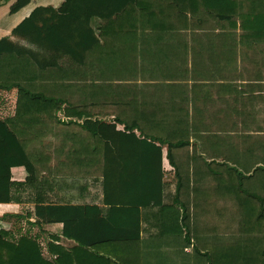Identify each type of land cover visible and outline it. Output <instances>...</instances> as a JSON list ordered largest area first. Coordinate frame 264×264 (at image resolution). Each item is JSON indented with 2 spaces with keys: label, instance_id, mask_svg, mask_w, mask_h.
Returning a JSON list of instances; mask_svg holds the SVG:
<instances>
[{
  "label": "trees",
  "instance_id": "16d2710c",
  "mask_svg": "<svg viewBox=\"0 0 264 264\" xmlns=\"http://www.w3.org/2000/svg\"><path fill=\"white\" fill-rule=\"evenodd\" d=\"M10 1L12 0H0V5ZM31 1L15 0L10 6V12L16 13ZM170 2L174 3L170 11L175 9L174 11L185 14L187 10L196 12L203 9L204 12L212 14L217 21H231L237 12L235 0H170ZM148 6L147 0H64L58 6L38 5L11 30L12 35L27 43L16 42L9 36L0 38V90L13 88L18 90L15 115L0 119V203L15 200L14 186L21 185L24 181L36 180L37 164H48L49 156L39 157L36 153L34 156L27 150V139L32 141L45 135L43 127L47 122L42 116L53 115L64 103H68L67 92H63V89L72 93L73 87L64 85L65 82H75L70 81V74L74 69L71 70L69 67H77L64 66L61 60L68 57L73 63L83 65L88 54L111 30L117 40L126 42L136 38L141 43L144 38L146 40L147 25L170 27L166 21L168 19L144 18ZM136 11L141 14L139 19L122 18L127 13ZM135 23L139 24L141 31L133 36L126 26L132 24L134 27ZM255 24L260 29L258 31L264 35V16ZM260 32L253 35H261ZM104 69L109 72L111 69L115 70L114 65L112 68L106 65ZM77 71L78 69L75 70ZM60 83H63V89L58 87ZM72 110L71 108L66 113L82 117V111ZM90 119H85L82 126L88 131L89 137H98L104 145V201L112 205L109 215L105 218L100 217L101 210L97 205L50 204L39 196L36 198L34 209L29 210L25 216L28 223L32 221L34 227L40 228L41 232L35 233L37 238L43 235L47 247L60 255L62 251L58 250L54 243L48 242L51 236L44 229L47 223L62 222L64 237L76 240L81 247L94 245L100 247L104 255H108V250H113L115 246H118L119 251L126 252L129 246L136 244V240L141 238L142 230L139 207L163 205L164 170L161 145L167 144V157L176 168L173 148L189 144V136L183 138L186 130L181 127L170 129L168 131L170 139L163 140L154 134L145 132L136 134V123L126 122L120 117L109 122ZM119 123L124 125L123 130L117 129ZM91 146L93 147L92 144H84V152L89 151ZM15 166H23L26 169V180L12 179V167ZM175 172L181 177L177 168ZM180 185L181 178L177 181V187L180 188ZM110 186L113 188L112 191L109 190ZM115 191L120 195L119 200L110 199L111 195L113 198ZM175 199L178 201V197ZM181 207L163 209L172 216L171 230L174 234L181 236L184 234L183 228H186L183 239L185 243H191L188 231L190 213L186 205L182 204ZM0 208H4V205L0 204ZM6 215L7 213H4L0 216V264H58V260L66 264L65 254L63 259L58 256L54 262L47 260L36 238L25 234L20 240H13L15 237H11L12 231L9 229L13 222L4 220L3 217ZM31 217H34V220H30ZM122 240H130L132 243L117 244ZM142 244L139 248L147 247L146 243ZM132 249L131 253H136L135 257L128 256L129 261L124 257L121 260L122 264H141L138 250ZM202 254L207 255V252ZM103 256V259L111 257ZM113 259V262L109 259L107 262L119 263L118 258Z\"/></svg>",
  "mask_w": 264,
  "mask_h": 264
},
{
  "label": "rangeland",
  "instance_id": "374dc122",
  "mask_svg": "<svg viewBox=\"0 0 264 264\" xmlns=\"http://www.w3.org/2000/svg\"><path fill=\"white\" fill-rule=\"evenodd\" d=\"M235 1L237 12L232 20L217 21L212 14L204 12L203 9L196 12L187 10L185 14H182L179 11H174V8L173 11H170L174 4L170 0H154L155 3H159L160 9H165L168 13L166 21L170 28L183 29L176 31L183 43V46H178V48L184 50L183 55H179L181 62L177 61V67L188 64H184V61H189L194 55L191 50L195 46H201L205 50L209 46H215L218 48L217 50L222 48L226 52L238 54V59L241 56L243 60L249 62V66L258 68L260 76H264V35L258 31L260 29L255 24L258 19L264 16V0ZM256 32H260L261 35H253ZM159 47L161 46H125L124 44L96 46L88 54L83 65L73 63L68 57L62 59L61 63L64 66L75 65L77 67H69L71 70L74 69L70 74V81L74 80L75 82H65L64 85L73 87L72 93L63 89V83L58 85L63 89V92H67L66 101L68 103H64L61 109L56 110L53 115L44 114L42 116L48 124L43 127L45 135L34 139L35 141L32 140L34 142L27 139V150L34 156L36 153V156L39 157L47 156L43 152L48 153V151L51 154H58L55 148L63 146L62 140L68 137L69 133L73 131L77 134L80 132L79 134L83 136L86 135L88 132L82 125L68 127L70 125L67 123L74 122L69 118L71 116L66 113L71 108L72 111L83 112V116L80 117L82 122L90 118H92L90 120H105L107 122L116 117L126 120L129 111L133 108H141L138 109L139 117H145L152 124H154L155 116L151 109L163 113L165 104L169 114L175 108L187 110V107L190 106L189 101L170 100V95L175 90L174 86L172 91H168L169 93L166 94L169 99L165 101L158 99L159 97L155 95L158 93L154 92V89H144V82L139 83V89L136 86L128 85V80L138 79L139 76L145 77L146 81L152 79L156 82L157 80L162 81L163 78H173L176 66L174 67L165 58H162L159 68L154 66V62L152 64L147 62L150 53L159 51ZM158 55L160 52H156L154 57L156 56L157 59ZM106 65L111 68L114 65L115 70L106 71L104 69ZM76 69H78L77 72H75ZM180 71L182 74V70ZM204 76L215 78L220 75L205 71ZM254 76H256L255 72L249 69L248 77L255 78ZM181 77L185 78V75ZM160 85L165 87L167 83L162 82ZM17 91V88L0 90V119L15 115ZM100 91L102 93L99 94ZM198 91L201 92L202 88H199ZM135 99L139 100L138 103H135ZM143 104L151 109L146 107L144 111ZM167 120L173 130L177 125L185 128L191 117H185L184 114L181 116L180 112L176 117L170 115ZM248 121L252 125L255 123L253 118H249ZM156 124L159 125V121ZM169 126H163L162 128L168 129L160 134L152 130L151 127H148L145 133L168 140L170 139ZM186 134L187 131L183 138ZM233 135H236L233 141L227 142V145L230 146L226 149V152L230 153L228 161L219 163L214 160L211 167L215 171H220L209 174L212 179L209 183L197 182L196 193L192 194L193 197L188 198L189 205L196 202V208H188L190 213L188 231L191 243H185L186 241L183 239V235L187 231L186 228H183V235L174 234L171 230L173 228L171 221L165 222L168 217L167 213L164 212L161 215L159 212L162 218L152 233L151 241L146 243L150 244V247L145 248L146 250L144 249L143 252L139 249V252H142V259L144 256L141 264H146V261L147 264H264V138L256 140L253 138L254 135L250 134L237 133ZM59 155H62V150ZM177 161L182 176L171 171V175H173L171 178L174 184L181 178L180 189L182 190L183 182L185 180V185H187L186 176H190L191 172L190 154L186 148L178 149ZM37 167L38 177L46 178L49 172L48 164L38 163ZM171 170L174 169L171 168ZM25 174L27 176L26 171ZM200 183L202 189L197 190ZM40 186L38 181L34 180L24 181L21 185L17 184L13 188L14 199L22 201V211L19 215L9 211L10 213H7L3 219L13 221L12 227L9 229L12 231L11 237H15L13 239L15 241L20 240L21 236L25 234L38 241L35 233L41 232L40 228L34 227L32 221L28 223L25 216L29 210H32L31 208H34L37 195H42L41 189L43 188ZM207 196L212 200L211 208L201 207L204 199L200 197ZM15 216L18 218H9ZM6 228L8 229V227ZM6 228L3 229L6 230ZM40 239L44 242V244L41 242L40 246H42L41 249L46 259L54 261L55 256L48 253L49 250L44 239ZM206 252L207 255L202 254Z\"/></svg>",
  "mask_w": 264,
  "mask_h": 264
},
{
  "label": "crops",
  "instance_id": "0c3cea01",
  "mask_svg": "<svg viewBox=\"0 0 264 264\" xmlns=\"http://www.w3.org/2000/svg\"><path fill=\"white\" fill-rule=\"evenodd\" d=\"M14 1L15 0H12L7 4L0 5V38L9 36L10 39L25 44L26 42L23 39L12 35V28L23 18L28 16L36 6H58L64 0H32L28 5L21 8L16 13H11L10 6ZM147 1L149 2V9L144 13V18H151L154 20L168 19V13L165 9L159 8L161 7L159 3H155L154 0ZM140 16L141 14L136 11L127 13L122 16V18L139 19ZM115 24L116 22L114 25ZM126 27L129 28L133 36L139 34L141 31L139 24H136L134 27H132V24H128ZM181 30L183 29H171L170 27L162 28L149 24V26L147 25L145 28L146 40L144 38L141 43H139L136 38L129 39L126 42L117 40V38L112 35L113 30H111L108 35H104L98 46H118L120 44H124L125 46H161L159 47V51H156L160 52L157 59L156 56L154 57V54L156 55L154 51L150 53L151 55L147 59V62L151 64L154 62V66H158L157 68H159L162 64V58H165V60L169 61L174 67L176 66V73H173L172 79L163 78L162 81L156 79V82L152 79L146 81L145 77L142 78L139 76L138 79L128 80V85H133L138 88L140 87L139 83L144 82V89H154V92L157 91L158 93L155 94L159 97L158 99H163L165 101L169 99L166 97V94L169 93L168 91H172V87L174 86L175 90L174 93L170 95V100L177 102L180 100L189 101V107L191 108L189 109V107H187V110H184V108H175L170 111L169 114V112L167 113L165 104L163 106L165 112L163 113L162 111H154L151 107L143 104L144 111L145 108L148 107L154 113V124L145 117H139L138 109L141 108H133V110L129 111L127 119L123 120L126 122L129 121V123L135 122V133L139 135L141 132L148 130V127L153 128L152 130L159 134L164 132L165 129L167 131L168 128L162 127L165 125L169 126L167 119L170 115L176 117L177 114L181 112V116L184 114L185 117H191V120L187 121V126L185 128L180 125L176 126V128L181 127L187 131L185 139L189 136V144L183 147H174L172 150L175 165L179 173L180 169L177 161L178 149L186 148L190 154L191 172L190 176H186L187 185H185L184 180L181 190L177 187V181L175 184L173 183L171 171L175 172L176 168L167 157V144H162V166L164 170L163 205L139 207L141 208L142 230L141 238L136 240V244L129 246L130 248L128 247L126 252L119 251L117 248L118 246H115L116 248L113 250H108V255H104L101 253L103 249L100 247L95 245L81 247L76 240L64 237L62 235L63 223L52 222L45 224L44 229H46L49 236H51L48 242L54 243V245L59 248L58 250L62 251L61 255L54 253L50 247H47L46 240L43 236H40L38 241L41 245L43 241H41L40 238L44 239L46 247L49 250L48 253L55 256V260L58 256L63 259V254H65L67 255L64 257L67 258L66 264H110L111 262H107L108 259L113 262V258L116 257L119 260L118 264H122L121 260H123L124 257H135L136 253H131L133 251L132 248L138 250V258L143 260L144 256L143 259L141 258L142 252L145 248H149L150 244H146L147 247L143 248H139V246L143 245L142 242L149 243V241H151L152 233L158 226L157 224L162 218L161 215L165 212L163 208H182V204L186 205L187 208H196V202H192V204L189 205L188 198L193 197L192 194L196 193L197 182L200 181L203 184L209 183L212 180L209 174L220 171H215L211 167L214 160L219 163L228 161L227 159L230 153L226 152V149L230 148V146L227 145V142L231 143L233 141V138L236 137V135L233 134L254 135L253 138L256 140L264 138V76H260L258 68L249 66V62L243 60L241 56L238 59V54L235 55L232 52H226V50L222 48L217 50L218 48L215 46H209L206 50L201 46H195L194 49L191 50L194 55L189 61H184V64H188L177 67V61L181 62V57L179 55H183L184 53V50L178 48V46H183V43L176 31ZM114 31L116 32L115 29ZM116 33H118V31ZM167 44L170 45L167 46ZM162 55H164V57H162ZM249 69L255 72V78L248 77ZM180 70H182V74ZM205 71L220 76L206 78L204 76ZM183 75H185V78L181 77ZM162 82L167 83V85L165 87L161 86L160 84H162ZM199 88H202L201 92L198 91ZM138 101V99H135V103H138ZM146 111L148 112V109ZM69 118L73 119L75 123L70 121V123H67V125H70L68 127H80L82 125L78 124L82 123V118L79 116L75 115ZM249 118L255 119L254 125L249 123ZM158 121L159 125L156 124ZM47 125L48 124H46V126ZM82 129L84 128L82 127ZM117 129L123 130L124 125L120 123L117 124ZM170 129H172L171 126H169V130ZM79 133L77 134L72 131L69 133L68 137L65 139L63 138V146H59L57 149L55 148L58 154H51L48 151L49 172L46 178L37 177L36 179V182L38 181L41 185L40 188H43L41 189L42 195L38 194L37 197H42L45 202L50 204L97 205L101 210L100 217L105 218L111 212L112 205L104 201V145L98 137H89L88 133L83 136ZM84 144H92L93 147L91 146L92 148H90L89 151L84 152ZM60 150H62V155H59ZM171 168L174 170H171ZM25 171L26 169L23 166L12 167V179L14 181H23L26 177ZM45 182H47V184H45ZM201 183L198 185L197 190L202 189ZM109 190L112 191L113 188L110 186ZM119 196L120 195L116 192L113 198L111 195L110 199L119 200ZM176 197H178V201L175 199ZM200 198L204 199L201 207L211 208L212 200H210V197ZM0 204L4 205V208H0L1 215L10 213L9 211H13L19 215L22 211V201L20 199ZM31 209L33 210L34 208ZM16 216L9 218L17 219ZM167 216L165 220L166 223L167 221L173 220L172 216L169 214H167ZM30 220H34V217H31ZM130 242V240H122L117 244H130ZM42 244H44V242ZM139 249H141L142 252H139ZM103 255L111 257H106V259ZM57 263L62 264L59 260Z\"/></svg>",
  "mask_w": 264,
  "mask_h": 264
}]
</instances>
